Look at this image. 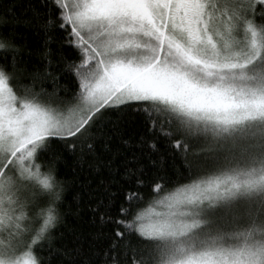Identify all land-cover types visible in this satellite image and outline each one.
Returning <instances> with one entry per match:
<instances>
[{
    "label": "snow or ice",
    "instance_id": "6c2138e0",
    "mask_svg": "<svg viewBox=\"0 0 264 264\" xmlns=\"http://www.w3.org/2000/svg\"><path fill=\"white\" fill-rule=\"evenodd\" d=\"M0 264H264V0H0Z\"/></svg>",
    "mask_w": 264,
    "mask_h": 264
}]
</instances>
